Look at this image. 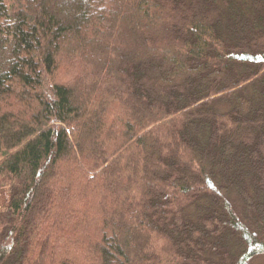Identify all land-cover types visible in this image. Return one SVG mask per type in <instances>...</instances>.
Here are the masks:
<instances>
[{"label": "trees", "instance_id": "obj_1", "mask_svg": "<svg viewBox=\"0 0 264 264\" xmlns=\"http://www.w3.org/2000/svg\"><path fill=\"white\" fill-rule=\"evenodd\" d=\"M0 264H264V0H0Z\"/></svg>", "mask_w": 264, "mask_h": 264}, {"label": "rangeland", "instance_id": "obj_2", "mask_svg": "<svg viewBox=\"0 0 264 264\" xmlns=\"http://www.w3.org/2000/svg\"><path fill=\"white\" fill-rule=\"evenodd\" d=\"M6 198H7V193L4 191H0V210L3 209Z\"/></svg>", "mask_w": 264, "mask_h": 264}]
</instances>
